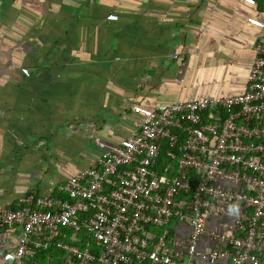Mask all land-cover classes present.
<instances>
[{
  "label": "crops",
  "instance_id": "0c3cea01",
  "mask_svg": "<svg viewBox=\"0 0 264 264\" xmlns=\"http://www.w3.org/2000/svg\"><path fill=\"white\" fill-rule=\"evenodd\" d=\"M261 40L262 0H0V209L91 165L136 127L133 105L243 92ZM188 231L174 220L165 252L185 258ZM18 235L0 229V264Z\"/></svg>",
  "mask_w": 264,
  "mask_h": 264
},
{
  "label": "built area",
  "instance_id": "2783aa9c",
  "mask_svg": "<svg viewBox=\"0 0 264 264\" xmlns=\"http://www.w3.org/2000/svg\"><path fill=\"white\" fill-rule=\"evenodd\" d=\"M132 110L136 127L91 165L0 209V229L19 227L10 264L54 244L65 264H264V40L243 92ZM209 213L234 231L205 228ZM174 220L189 229L181 259L164 250ZM203 236L218 246L202 250Z\"/></svg>",
  "mask_w": 264,
  "mask_h": 264
},
{
  "label": "trees",
  "instance_id": "16d2710c",
  "mask_svg": "<svg viewBox=\"0 0 264 264\" xmlns=\"http://www.w3.org/2000/svg\"><path fill=\"white\" fill-rule=\"evenodd\" d=\"M11 208H16V206L11 207ZM66 232L67 236H70V232L67 230H63ZM81 239H86L84 236V233L80 235ZM61 237L58 236L55 240L60 239ZM80 246H83V242L79 243ZM51 258H54L55 260H58V263L60 264H65V254L61 249L56 247V245H52L49 249L47 250H41L38 252V254L30 259L27 260V262H30L32 264H46L47 262L54 264V261L51 260ZM48 259L47 261L42 262L43 260ZM73 264H78V260H74ZM91 264H98L96 262H93Z\"/></svg>",
  "mask_w": 264,
  "mask_h": 264
}]
</instances>
